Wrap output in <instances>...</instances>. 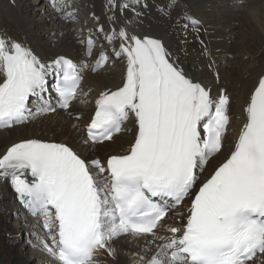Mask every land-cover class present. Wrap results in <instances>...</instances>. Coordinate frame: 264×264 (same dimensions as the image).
Returning a JSON list of instances; mask_svg holds the SVG:
<instances>
[{"label": "snow or ice", "instance_id": "6c2138e0", "mask_svg": "<svg viewBox=\"0 0 264 264\" xmlns=\"http://www.w3.org/2000/svg\"><path fill=\"white\" fill-rule=\"evenodd\" d=\"M175 2L156 8L169 16ZM49 4L66 22L78 19L66 0ZM244 4L234 0L235 7ZM140 6L141 0H107L108 28L97 17L95 31L111 51L101 48L91 62L65 56L45 62L25 39L0 30V128L69 111L90 92L81 87L86 70L97 72L113 58L125 65L121 82L95 98L78 145L39 138L12 143L0 153V184H10L37 218L43 235L33 233V247H42L51 264H108L101 257L118 260L121 241L141 239L129 264H250L264 255V74L225 153L231 98L223 89L214 96L182 66L189 29L199 40L201 21L185 9L176 21L183 38L173 50L162 37L130 27L143 14ZM127 9L133 18L122 22ZM95 42L91 32L78 41L84 57L92 56ZM130 120L133 129L126 127ZM125 132L132 134L127 147L96 156L97 146Z\"/></svg>", "mask_w": 264, "mask_h": 264}, {"label": "bare ground", "instance_id": "6f19581e", "mask_svg": "<svg viewBox=\"0 0 264 264\" xmlns=\"http://www.w3.org/2000/svg\"><path fill=\"white\" fill-rule=\"evenodd\" d=\"M79 2H82L81 6H79ZM119 2L120 0H117V3ZM156 2L157 0H141V6L137 10L143 14L130 27L142 34L162 37L169 47L175 50L179 47L178 41L183 38L178 35L176 21L182 16L185 9L201 21L199 40L196 38V33L189 29L186 54H181L182 66L184 67L185 63L188 64L194 79L211 87L214 96L218 94L220 89L225 90L230 96L229 114L231 123L225 142V153H227L228 141L236 136L239 126L243 122L242 108L249 98L253 84L259 75L264 74V27L260 20L256 18L257 11H253L249 15L242 8L231 7L234 0H198L196 3H193L192 0H179L181 5L185 6L184 9L179 10L177 13L170 10V15L164 16L157 10L156 5L163 4L166 7L169 0ZM106 3L107 0H76L78 9H81L82 13H86V17L80 22L82 29L95 30L98 23L97 17L99 23L103 24L105 29L108 28L106 17L109 13L105 8ZM216 3L221 5H216ZM143 5L147 6L144 7ZM216 6L224 8L216 9ZM46 7L43 0H25L24 3L20 0H0V30L6 31L13 37L25 39L41 57L47 60L59 55L71 59L81 57L83 55L82 49L75 42L76 35L73 32L70 33L72 27L65 22L55 25L58 17L48 7L46 10L49 13L45 15L43 12ZM23 8H26L25 11L31 9L43 11L42 14L44 15H40L38 19L33 20L26 16L27 13L22 12ZM81 11L79 14H82ZM116 15H121L119 9L116 10ZM219 15L224 16L226 19L220 20L219 18L217 20ZM32 17L34 18L33 15ZM131 18H133V13L130 9H127L121 17V21ZM231 24L234 25L230 27ZM243 25L249 28V30L247 28L243 30L249 32L251 39H255L258 46L249 55L252 58L251 61H246L247 56L245 57L247 59H244L245 62H234L236 56L233 53L236 52L233 48L236 41L233 40V34L235 31L242 30L240 27ZM47 35L51 36L50 40L53 43L51 47L53 48H48L50 40L44 39ZM98 35L102 38L100 40L103 41V46L109 47L110 45L103 38V33H98ZM229 38H231V42H228ZM55 40L57 41L55 42ZM200 41H203V44ZM238 43L244 44L241 39ZM205 47L207 48V54L204 52ZM237 53L240 54L238 51ZM210 63L212 67H209ZM124 68V63L116 60L113 65L106 66L96 74L86 73L84 77L86 89H90L91 96H96L98 92L105 88H114L121 82ZM233 72H236V74ZM216 76H218V81ZM87 109V106L78 108L76 113L83 114V118L80 120L55 111L45 116H39L21 126L0 130V153L12 143L27 138L54 140L56 142L67 141L78 145L84 135L77 125H81L88 118ZM73 125L77 127L74 128ZM129 127L134 128L133 125H128L127 128ZM131 138V132L118 135L114 142L97 146L96 156L104 158L109 153L122 150L127 147V143ZM223 155L224 153L221 154V156ZM215 163L213 161V164L208 166V171L212 170ZM13 201V193L9 184H0V264H30L34 261H36L35 264H51V258L41 247H39L41 251L39 255L37 254L33 258L24 259L21 256L23 251L19 247L22 238L27 237V241L30 242L28 244L30 250L36 244L33 233L37 230V219L25 221L26 219L23 220V216L19 215L17 222L23 228V232L20 233L16 228L17 223L12 222L13 215L17 211V206ZM143 244V239L132 244L127 243L126 240L121 241L117 245L118 260L105 259L108 260V264H129V254L136 250L137 245ZM151 251H155L154 245ZM253 263L264 264V261L260 259V256H257Z\"/></svg>", "mask_w": 264, "mask_h": 264}, {"label": "rangeland", "instance_id": "374dc122", "mask_svg": "<svg viewBox=\"0 0 264 264\" xmlns=\"http://www.w3.org/2000/svg\"><path fill=\"white\" fill-rule=\"evenodd\" d=\"M22 3H24L25 2V0H20ZM31 1H33V0H31ZM158 1V0H157ZM189 1V0H188ZM198 0H192V2L193 3H196ZM212 1H214V0H212ZM256 1H258V2H256ZM215 3V2H214ZM161 5H163V4H161ZM180 4L179 3H175V7L177 8L178 6H179ZM216 5H221V4H218V3H216ZM231 7H234V3L231 5ZM217 8H221V9H223L224 7H217L216 6V9ZM235 8H237V9H239L238 7H235ZM25 9L26 8H23L22 9V12L23 13H27V15L26 16H29L30 17V19H33V20H35V18L36 19H38L39 18V16L41 15H48V13H49V11H47L46 9H47V7L45 8V11L43 12L44 14H42V12L41 11H36V9L35 10H33V9H31L30 11L29 10H27V11H25ZM244 11H245V13H247V14H249L250 15V13L251 12H253V11H257V13H256V18H257V20H260V22H261V24H262V26L264 27V0H245V4H244V6H243V8H242ZM33 11H36L35 13L33 12ZM38 12V13H37ZM81 13H82V11H81ZM82 14H84L85 15V17H86V13H82ZM32 15L34 16V18L32 17ZM220 18V20H225L226 18L224 17V16H222V15H219L218 17H217V20ZM84 19V18H83ZM224 23H225V21H224ZM224 23H222V24H224ZM58 24H60V22H57V20H56V22H55V25H58ZM65 24V23H64ZM69 25V24H68ZM232 25H234V24H231L230 25V27L232 26ZM242 30H239V32L238 31H235L234 32V36H233V40L234 41H236V43H235V46H234V52H236L237 53V51L240 53V54H238L237 53V55H236V53H233L235 56H236V58L234 59V62L235 61H240V62H245L244 61V59H247L246 61H251L252 60V58L251 57H249V55L253 52V50H255L257 47L256 46H258L257 45V42H256V40L255 39H251V35L249 34V32H247V31H245V30H243V29H245V28H247V30H249V28L248 27H246L245 25H243L242 27H240ZM71 30V29H70ZM242 33V34H241ZM47 39V40H50L51 39V36L49 35H47V36H45L44 37V39ZM239 39H241L243 42H244V44H241V43H238V41H239ZM58 40V39H57ZM57 40H55V42L57 41ZM255 40V41H254ZM238 43V44H237ZM52 44L53 43H51V40L49 41V47L48 48H53V47H51L52 46ZM54 45H55V43H54ZM53 45V46H54ZM252 47V48H251ZM248 56V57H247ZM245 57H247V58H245ZM234 66H236V65H234ZM233 73H235L236 74V72H233ZM236 77V76H235ZM28 219L26 218V220L25 221H27ZM18 220L17 219H13V223L15 224V223H17V226H16V228H17V230H19L20 231V233H22L23 232V228L21 227V224H18V222H17ZM28 241L25 239V237L24 238H22L21 240H20V249L23 251L22 253H23V255H21L22 257H24V259L26 258H28V259H30V258H33V257H35L37 254L39 255V253L41 252L40 250H39V247L37 248V247H33L31 250L28 248V244L30 243V242H28ZM19 249V250H20ZM262 260V259H261ZM38 261V260H37ZM39 261H40V259H39ZM36 263V261H34V262H32V263H30V264H35ZM252 264H254V263H252Z\"/></svg>", "mask_w": 264, "mask_h": 264}]
</instances>
